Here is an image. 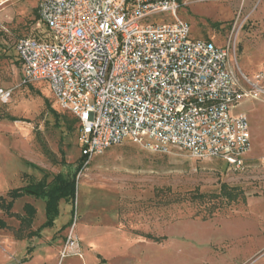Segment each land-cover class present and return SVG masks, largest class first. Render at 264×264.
Here are the masks:
<instances>
[{"label":"rangeland","instance_id":"obj_1","mask_svg":"<svg viewBox=\"0 0 264 264\" xmlns=\"http://www.w3.org/2000/svg\"><path fill=\"white\" fill-rule=\"evenodd\" d=\"M38 2L0 0V88L12 90L0 104V264H264V95L235 110L251 133L243 171L129 142L79 169V124L48 82L23 83L16 45L47 32ZM179 15L193 39L228 47L237 75L264 89V0H184ZM58 175L75 180L76 197L52 215L45 199L12 194ZM223 185L246 202H222Z\"/></svg>","mask_w":264,"mask_h":264},{"label":"built area","instance_id":"obj_2","mask_svg":"<svg viewBox=\"0 0 264 264\" xmlns=\"http://www.w3.org/2000/svg\"><path fill=\"white\" fill-rule=\"evenodd\" d=\"M183 4L39 0L47 32L16 45L23 83L48 82L61 109L77 119L83 168L129 142L154 154L179 149L245 169L249 121L235 110L264 89L237 75L228 47L192 38L179 15ZM11 98V89L0 88V104ZM74 246L70 234L65 253Z\"/></svg>","mask_w":264,"mask_h":264},{"label":"trees","instance_id":"obj_3","mask_svg":"<svg viewBox=\"0 0 264 264\" xmlns=\"http://www.w3.org/2000/svg\"><path fill=\"white\" fill-rule=\"evenodd\" d=\"M38 38L39 36H33ZM19 58V57H18ZM74 123L78 124L77 119L74 118ZM83 166V158L81 159V169ZM12 194L14 196L31 195L37 198L45 199L47 202L48 215L57 212V205L62 200L70 203L75 202L76 197V182L63 177L62 175L56 176V179L51 183L47 182V176L43 177L37 182H32L28 187L15 190ZM222 202L226 204L238 203L239 201L246 202V196L239 188H231L223 185L222 193L219 196ZM194 199L204 200V195L194 196ZM29 208V207H28ZM30 209V208H29Z\"/></svg>","mask_w":264,"mask_h":264}]
</instances>
